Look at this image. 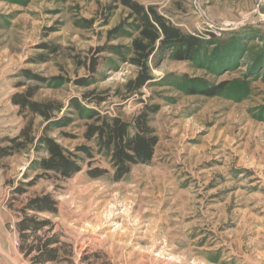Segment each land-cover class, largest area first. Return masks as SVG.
<instances>
[{
    "label": "rangeland",
    "instance_id": "obj_1",
    "mask_svg": "<svg viewBox=\"0 0 264 264\" xmlns=\"http://www.w3.org/2000/svg\"><path fill=\"white\" fill-rule=\"evenodd\" d=\"M115 1L0 0V139L18 135L32 117L18 115L10 97L37 86L35 101L56 102L55 120L71 119L47 135L81 168L67 180L39 178L33 163L44 154L35 144L0 160V264H29L15 223L25 201L42 193L58 213L39 217L72 245L75 264L92 254L98 264H264V0H135L201 45L183 61L176 47L158 49L148 59L151 80L132 96L124 85L138 70L122 48L136 31ZM221 84L216 96L204 94ZM97 96L105 101L95 104ZM153 107V158L116 180L84 138L85 117L97 110L131 123ZM46 124L33 119L35 138ZM81 146L94 158L76 152ZM94 168L107 173L93 179ZM21 185L26 192L17 195Z\"/></svg>",
    "mask_w": 264,
    "mask_h": 264
},
{
    "label": "trees",
    "instance_id": "obj_2",
    "mask_svg": "<svg viewBox=\"0 0 264 264\" xmlns=\"http://www.w3.org/2000/svg\"><path fill=\"white\" fill-rule=\"evenodd\" d=\"M115 2L128 11L125 20H132L136 31V36L132 39L129 48H122L130 56L127 62L138 70L135 78L124 85L127 94L131 96L138 94L151 80L148 59L158 49L176 47L174 57L176 60L183 61L192 59V54L201 45L200 39L184 34L151 6L145 7L135 0H116ZM113 9L114 7H108L109 11ZM80 26L90 28L91 21L82 20ZM118 30L119 28L111 30L109 35H115ZM120 49L115 48V50ZM50 50L55 52L54 48ZM97 65V60L92 59L88 69L94 72ZM28 76L36 82L43 81L37 76ZM85 82V80H77L75 84L82 86ZM224 87L225 84H221L204 94L208 97L216 96ZM37 90V86L28 87L23 92L15 93L10 97L11 104L18 108V115L32 117L30 123L21 129L18 135L0 139V160L19 153L28 145L35 144V150L44 154V157L33 163L34 170L41 172L38 175L39 178L70 179L81 171L77 163L79 158L74 153L63 149L47 133L53 127L69 125L71 119L55 120L56 113L60 112L62 106L53 101H35L34 96ZM92 94L86 93L81 98L88 101ZM95 100V104L98 105L105 101L98 96ZM70 105L80 114L83 112L84 108L76 99L72 100ZM155 112L156 107L143 110L132 119L131 123L117 116L101 115L97 110H91L85 117L89 123L86 124L84 138L95 144L96 155L107 159L114 170L116 180L127 175L131 166L146 164L153 158L157 138L149 126V115ZM36 117L47 123L38 138H35L32 132L33 119ZM79 151L89 159L94 158V152L90 148L81 146L76 149V152ZM106 173L105 169L98 168L87 172L93 179ZM25 192L22 185L14 191L17 195ZM18 212L20 216L15 223L17 249L24 260L29 264H75L72 260V245L62 241L64 236L55 230L52 220L39 217V215L55 216L58 213V204L50 194L42 193L27 199ZM98 259L96 254L84 255L80 257L78 264H98Z\"/></svg>",
    "mask_w": 264,
    "mask_h": 264
}]
</instances>
